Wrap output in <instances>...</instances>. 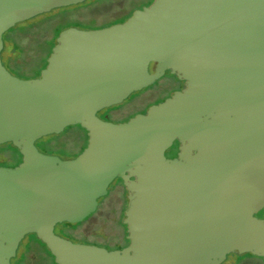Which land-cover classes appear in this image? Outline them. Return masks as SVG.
Wrapping results in <instances>:
<instances>
[{"label":"water","instance_id":"obj_1","mask_svg":"<svg viewBox=\"0 0 264 264\" xmlns=\"http://www.w3.org/2000/svg\"><path fill=\"white\" fill-rule=\"evenodd\" d=\"M85 0H0V264L35 233L57 264H222L264 259V0H154L126 21L62 30L41 74L2 60L17 23ZM169 71L185 81L127 121L99 115ZM80 125L88 145L63 159L36 142ZM178 140V156L166 151ZM122 179L128 245L56 233Z\"/></svg>","mask_w":264,"mask_h":264},{"label":"rangeland","instance_id":"obj_2","mask_svg":"<svg viewBox=\"0 0 264 264\" xmlns=\"http://www.w3.org/2000/svg\"><path fill=\"white\" fill-rule=\"evenodd\" d=\"M154 0H85L78 4L55 8L31 19L17 23L4 34L6 49L3 63L11 73L23 78H34L42 71L47 54L56 44L57 33L75 26L83 29L102 28L129 16L131 12ZM181 83L171 72L155 83L133 92L123 102L99 112L101 117L113 122L127 121L143 111L153 101L169 97L175 86ZM152 103V104H151ZM87 131L79 125H69L63 132L37 140L39 149L63 159L74 158L87 146ZM22 161L21 153L12 142L0 144V165L15 166ZM108 195L100 197L91 212L73 223L63 222L55 227L56 233L74 242L92 243L108 249H120L128 245L127 226L123 223L128 207L127 189L120 179L108 188ZM264 217L263 215H259ZM26 235L23 244L30 243L27 264H55L41 241ZM222 264H264V259L251 253L228 255Z\"/></svg>","mask_w":264,"mask_h":264},{"label":"flooded vegetation","instance_id":"obj_3","mask_svg":"<svg viewBox=\"0 0 264 264\" xmlns=\"http://www.w3.org/2000/svg\"><path fill=\"white\" fill-rule=\"evenodd\" d=\"M150 4V3H149ZM148 3L147 4H145V5H143V7L144 6H146V5H149ZM5 49H6V40H5V48H4V50L3 51H5ZM2 60H3V58H2ZM173 75H175V74H173ZM176 76V75H175ZM177 77V76H176ZM177 80L181 83V85H179V86H175V89H173V90H182L186 85H185V81L184 80H180L178 77H177ZM171 93L172 92H170L169 93V96L171 95ZM166 99V97L165 98H163V99H159V100H157V101H153L154 103L153 104H157V103H160V102H162V101H164ZM152 104V103H151ZM150 107V105H148L143 111H141L140 113H146L147 112V110H148V108ZM137 114V113H136ZM135 114V115H136ZM134 115V116H135ZM103 118V117H102ZM104 119H106V120H110L109 118H106V117H104ZM180 148V142L178 141V140H176L174 143H173V145L166 151V155L168 156V157H171V158H173V157H176V156H178V152H179V149ZM129 243H130V241H129ZM128 243V244H129ZM31 249H32V247H31V244L30 243H27V244H23V241L21 242V244H20V246H19V248H18V250H17V254H16V256L14 257V258H12L11 259V264H27V262H28V254L30 253V251H31ZM236 256H240V255H242V254H238V253H234ZM50 256V255H49ZM52 259V257L50 256V260ZM54 261H55V257H54Z\"/></svg>","mask_w":264,"mask_h":264},{"label":"trees","instance_id":"obj_4","mask_svg":"<svg viewBox=\"0 0 264 264\" xmlns=\"http://www.w3.org/2000/svg\"><path fill=\"white\" fill-rule=\"evenodd\" d=\"M140 8H143V6H141ZM132 14H133V12H131V14L129 15V16H127V17H125V18H123V19H121V20H119V22H124V21H126L130 16H132ZM118 23V22H117ZM59 32L57 33V35L55 36V37H57V36H59ZM8 40H6V42H7ZM51 52H52V48H51V50H50V52L47 54V56L49 57L50 56V54H51ZM47 63H48V58L46 59V63L44 64V66H43V68L44 67H46V65H47ZM41 74V72L39 73V75ZM80 126V125H79ZM43 139V138H42ZM88 143V142H87ZM36 144H37V142H36ZM88 145V144H87ZM84 149V148H83ZM83 150H81V152H82ZM21 159H22V154H21ZM16 166V165H15ZM120 181L121 182H123L122 181V179H120ZM264 214V209H262L260 212H259V215H263ZM74 221H71V222H69V223H73ZM125 226H126V224H124ZM32 236H33V238H32V240H36V241H41L38 237H37V235L35 234V233H33V234H31ZM128 241H129V239H128ZM42 243H43V245L45 246V248H46V251L48 252V254L53 258V261H54V255L51 253V251L49 250V248L46 246V244L43 242V241H41ZM54 263L55 264H57L55 261H54Z\"/></svg>","mask_w":264,"mask_h":264}]
</instances>
